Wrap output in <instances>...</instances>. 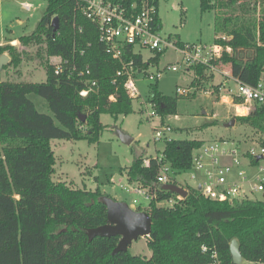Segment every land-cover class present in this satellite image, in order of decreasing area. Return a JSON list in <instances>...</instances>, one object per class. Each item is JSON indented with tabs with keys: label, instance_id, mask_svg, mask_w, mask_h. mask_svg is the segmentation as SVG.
Instances as JSON below:
<instances>
[{
	"label": "trees",
	"instance_id": "16d2710c",
	"mask_svg": "<svg viewBox=\"0 0 264 264\" xmlns=\"http://www.w3.org/2000/svg\"><path fill=\"white\" fill-rule=\"evenodd\" d=\"M42 1L46 7L37 27L17 40L22 47L38 46L36 54L42 56L45 81L30 84L0 79V264H209L213 252L220 264H233L229 252L232 240L237 241L243 261L264 264V198L230 204L188 191L185 198L177 200L175 194L155 185L157 165L142 154L134 156L125 174L129 183L150 194L144 210L151 220L146 238L150 258L128 252L112 255L119 241L116 236L89 241L88 230L107 224L103 194L100 189H73L54 182L50 141L96 143L104 129L101 115L114 120L127 116L133 111V100L126 95L122 81L112 85L120 64L105 54L94 26L74 12V0ZM150 1L157 6L158 0ZM199 7L201 12H214L215 34L232 37L226 43L230 52L223 54L219 69L228 66L230 76L242 84L264 82V0H199ZM54 18L58 20L55 33L51 26ZM74 42L77 51L84 50L80 63L90 67L91 78L98 85L96 92L84 98L79 92L86 86L80 80L55 76L49 64L51 57L70 58ZM176 43L182 45L178 39ZM242 52L251 54L242 59ZM163 53H155L148 63L157 66ZM2 54L9 58L8 66L17 67L23 53L6 45L0 46ZM134 60L141 70H147L140 57ZM188 71L196 77L206 76L204 67ZM150 91L148 102L155 104L160 118L176 115V97L163 95L156 84L150 85ZM29 94L45 99L53 117L38 112ZM233 119L264 137V107L255 106L247 116ZM203 143L171 140L164 142L161 152L180 173L190 167L192 151ZM145 159H150L148 167L143 166ZM170 198L176 199L172 207L159 206Z\"/></svg>",
	"mask_w": 264,
	"mask_h": 264
},
{
	"label": "rangeland",
	"instance_id": "374dc122",
	"mask_svg": "<svg viewBox=\"0 0 264 264\" xmlns=\"http://www.w3.org/2000/svg\"><path fill=\"white\" fill-rule=\"evenodd\" d=\"M23 3H28L30 10H26ZM45 7L42 0H0V46L9 45L23 53L17 67L8 66L7 63L0 69L1 82L36 84L45 81L43 60L39 58L42 56L36 54L38 46L22 47L17 40L35 30ZM156 10L162 38L170 37L175 41L178 39L183 44H209L213 41L214 12H201L199 0H158ZM138 51L145 59L152 56L148 51ZM42 53L44 57V52ZM250 54L251 52H242L240 57L247 59ZM180 60L178 53L168 49L159 58L157 66H149V73L174 64L178 65V71L162 72L157 82L140 76L137 88L141 97L140 100L133 101L132 113L119 116L117 120L106 114L101 115L100 122L104 129L96 143L85 140H51L50 147L55 158L52 180L73 189H100L103 197L108 196L116 202H124L134 211L140 208V212H145L148 200L136 192V185L128 182L125 170L131 165L134 156L142 154L149 158L162 151L164 142L152 141L153 129L160 128V121L171 126L172 133L168 136L170 140H201L209 143L257 138L259 133L246 125L235 122L233 126H226L233 119L235 110L222 104V101L228 95L236 94L237 84L224 77L222 84L225 86L222 87V84L215 85L212 77L211 80L206 78L202 85H190L191 80L185 74ZM227 67L222 71L226 73ZM220 78L221 76L216 75V81H220ZM153 84L157 85L158 91L163 95L177 98L176 115L160 118L156 108L149 104L150 85ZM177 88L190 91L188 94L177 95ZM28 99L38 112L53 117L45 99L35 94H29ZM253 110L252 104L251 111ZM203 111H206L205 115ZM148 114L151 115L149 118ZM211 122L215 124L204 127V124ZM55 124L59 126L57 122ZM118 131L132 138V143L123 144L117 137ZM177 182L192 184L187 173L181 174ZM127 252L145 259L151 256L146 238L133 241ZM241 264L257 263L243 261Z\"/></svg>",
	"mask_w": 264,
	"mask_h": 264
},
{
	"label": "built area",
	"instance_id": "2783aa9c",
	"mask_svg": "<svg viewBox=\"0 0 264 264\" xmlns=\"http://www.w3.org/2000/svg\"><path fill=\"white\" fill-rule=\"evenodd\" d=\"M22 6L30 10L28 3ZM74 12L89 21L97 33V40L105 54L112 60L119 62L120 68L111 79L112 85L117 86L122 81L126 95L133 101L140 100L137 88L138 78L142 76L148 81L157 82L162 72L178 71V65H169L163 70L149 73L141 70L134 60L140 57L141 63H148L155 53L174 50L180 55V63L185 71L189 68L204 67L207 72L219 74L229 78L219 66L222 64L224 53L230 49L226 43L231 40L227 33L214 34L213 41L209 44H182L179 46L175 39L162 38L160 22L156 6L150 0H140L139 3H129L127 0H74ZM74 26V24H73ZM82 29H78L81 33ZM90 44H87L89 47ZM138 50L148 51L152 56L145 59ZM84 55V50L77 51L75 42L70 58L62 59L59 56L51 57L49 64L53 67L55 76H65L67 79L80 80L85 89L79 92L81 97L97 90V81L91 78L92 72L88 65H82L79 57ZM128 58V59H127ZM237 84L236 94L225 97L222 104L234 108V117H239L238 108L245 109V116L251 111V105L264 107V83L256 86L242 84L232 77L229 78ZM190 90L176 89L177 95L188 94ZM210 94V93H206ZM110 101L114 96L109 97ZM142 103V102H141ZM152 107L155 104L149 103ZM151 115H147L149 118ZM241 117V116H240ZM160 128H154L153 142H168L172 128L160 121ZM264 137L259 134L257 138L244 139L233 142L219 140L206 143L194 149L191 154L190 167L178 173L166 161L162 152L151 157L157 165L155 185H176L185 191H194L200 197L215 201L235 202L256 201L264 198ZM150 159L143 161V166L148 167ZM183 173L189 176V183H179L177 179ZM162 190V189H161ZM163 191V190H162ZM136 192L144 195L149 201L150 194L146 188L136 186ZM177 200L180 196L175 197ZM176 199L170 198L159 203L161 207H172ZM205 250V249H203ZM220 264L216 252L212 254V262Z\"/></svg>",
	"mask_w": 264,
	"mask_h": 264
},
{
	"label": "water",
	"instance_id": "95a60500",
	"mask_svg": "<svg viewBox=\"0 0 264 264\" xmlns=\"http://www.w3.org/2000/svg\"><path fill=\"white\" fill-rule=\"evenodd\" d=\"M52 31L55 33L58 29V20L54 18L51 22ZM9 62L7 55H0V69ZM85 116H82V120ZM235 120H230L226 126H233ZM119 140L130 145L133 141L127 135L117 132ZM163 191L173 193L181 198L187 196V191L176 185H163ZM101 202L106 207L107 224L90 229L87 232L89 241L95 237H118L119 241L112 251V255L127 252L128 246L138 238H148L151 232V220L146 212H138L130 209L124 202H116L109 197H102ZM229 252L233 264H241L243 259L240 254L239 245L236 240H232L229 245Z\"/></svg>",
	"mask_w": 264,
	"mask_h": 264
},
{
	"label": "crops",
	"instance_id": "0c3cea01",
	"mask_svg": "<svg viewBox=\"0 0 264 264\" xmlns=\"http://www.w3.org/2000/svg\"><path fill=\"white\" fill-rule=\"evenodd\" d=\"M214 34H215V32H214ZM179 41H180V40H179ZM180 42H181V41H180ZM14 43H15V42H14ZM14 43H13V44H14ZM181 43H182V42H181ZM182 44H183V43H182ZM222 72H223V71H222ZM228 72H229V68L227 67V72H226L227 75H228ZM223 73H225V72H223ZM185 74H186L187 76H189V78H190V80H191V81H190V85H198V84H201V85H202V84L205 82V79H206V78H209V79L211 80L212 77H214V78H213V81H214V82H213V81H212V82H213L215 85H221V84H222V80L224 79V77L221 76V75H219V74H212V73L207 72V71H206V73H205L206 76H205L204 78L196 77L195 74H194V72H192V71H186ZM216 75L221 76L220 81H216ZM228 77L231 78L230 74H229ZM222 78H223V79H222ZM229 78H228V79H229ZM209 79H208V80H209ZM198 81H199V83H198ZM214 84H211V83H210V85H214ZM215 85H214V86H215ZM203 86H205V85H203ZM221 86L223 87V86H225V84L223 83ZM221 89H222V88H220V90H221ZM220 90H219V91H220ZM219 95H220V93H219ZM202 113L205 115V114H206V111H203Z\"/></svg>",
	"mask_w": 264,
	"mask_h": 264
},
{
	"label": "bare ground",
	"instance_id": "6f19581e",
	"mask_svg": "<svg viewBox=\"0 0 264 264\" xmlns=\"http://www.w3.org/2000/svg\"><path fill=\"white\" fill-rule=\"evenodd\" d=\"M238 112L240 115H244L245 114V109L244 108H238Z\"/></svg>",
	"mask_w": 264,
	"mask_h": 264
}]
</instances>
